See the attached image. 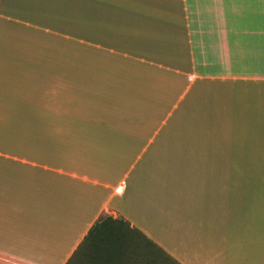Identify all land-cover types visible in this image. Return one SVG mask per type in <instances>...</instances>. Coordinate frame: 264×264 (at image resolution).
I'll use <instances>...</instances> for the list:
<instances>
[{
    "label": "crops",
    "instance_id": "obj_1",
    "mask_svg": "<svg viewBox=\"0 0 264 264\" xmlns=\"http://www.w3.org/2000/svg\"><path fill=\"white\" fill-rule=\"evenodd\" d=\"M0 109V264H264V0H0Z\"/></svg>",
    "mask_w": 264,
    "mask_h": 264
},
{
    "label": "rangeland",
    "instance_id": "obj_2",
    "mask_svg": "<svg viewBox=\"0 0 264 264\" xmlns=\"http://www.w3.org/2000/svg\"><path fill=\"white\" fill-rule=\"evenodd\" d=\"M70 21H71V19L67 18V17L58 19V22L60 24V28H61L62 32H66L70 28V26L72 25ZM45 64L47 65V63H45ZM29 79L33 81L35 79V77L34 78L33 77L32 78H28V79L27 78H18V84H22L23 85L24 83H30V82H28ZM37 79L40 80V84H48V83H50V80H52L53 78L48 77L46 75H42V76H40ZM76 79H78V78H73L72 79V83H78L76 81ZM15 113H16V110H3V109H0V136H1V134H5V133H8V132H16L17 130L18 131H29V127L24 126V125L18 126V125L14 124V123L13 124L9 123L8 122V118H6V117L4 118V116H10V117H12V120L15 121L16 120ZM44 127L47 128V126H44ZM202 130L203 131H208V126L203 128ZM211 131L215 132V134H216V133H218L220 131V129L217 128V127H215V128L212 127ZM222 131H223V129H222ZM221 134H223V133H221ZM111 241H108V242H111ZM105 242H107V240ZM156 252H153L152 257H153V260H154V264L155 263L159 264V262L157 261L156 258L157 257L158 258L159 257L162 258L160 256L162 254L159 253V252H157L158 253L157 254ZM120 254H121V256L123 258H124V256L127 257V255H129L128 251H126V250L124 251L123 249L121 250ZM138 254L140 255V252ZM139 255H138V257H139ZM124 259H128V258H124ZM161 260H164V259H161ZM75 261H74L75 263L73 262L72 264H95L96 262L101 261V259L98 257L96 252H91L90 251L89 253H85L84 252L83 254H80L75 259ZM101 262H103V261H101ZM166 262H168V264H175V263H173L171 261H168V259H167Z\"/></svg>",
    "mask_w": 264,
    "mask_h": 264
},
{
    "label": "trees",
    "instance_id": "obj_3",
    "mask_svg": "<svg viewBox=\"0 0 264 264\" xmlns=\"http://www.w3.org/2000/svg\"><path fill=\"white\" fill-rule=\"evenodd\" d=\"M109 241H111V239H109ZM97 243L99 245L98 250L100 252H98V251H95V252L97 253L98 257L101 259V261L110 262V261L114 260V255H115V252L113 251V248H115L114 243L112 241L111 242H105L104 239L100 240Z\"/></svg>",
    "mask_w": 264,
    "mask_h": 264
}]
</instances>
